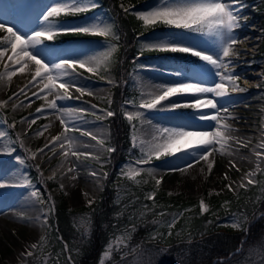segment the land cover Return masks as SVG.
Instances as JSON below:
<instances>
[{
    "label": "rangeland",
    "instance_id": "374dc122",
    "mask_svg": "<svg viewBox=\"0 0 264 264\" xmlns=\"http://www.w3.org/2000/svg\"><path fill=\"white\" fill-rule=\"evenodd\" d=\"M55 2L56 0H0V22L19 29L21 33L31 34L32 30L40 29V21L43 13ZM160 2L161 0H158V2L150 3L147 6H138L139 9L135 12L150 10L158 6ZM94 3L96 7L99 5L97 0H94ZM242 4V8L246 7L248 5L247 0H242ZM122 6L124 7L125 5ZM95 8L83 12L81 16L78 14H61L55 20L65 28L78 27L94 21H100L112 27V16L103 9ZM244 13V9H239L238 19L241 22V19L247 18L249 24L247 26H240L235 33L238 37H242V42L240 46L233 47V50L238 55L231 56L234 60L231 62L228 70L231 69L233 71L228 72L239 76L240 79L236 83L242 88L241 83L243 81V83L248 85L247 90L245 89L240 94L239 92H232L231 88H229L228 95L218 97L217 100L219 101V106L222 108V115L224 114L223 108H227L231 117H235V119L229 118L223 121L224 123L230 124L234 129L231 135L238 139L249 141L248 147L240 148L235 140L229 141V150L232 151V155H221L217 152L213 157L214 166L211 173L208 172L207 166L203 161L194 164L192 168L187 169L183 173L180 171H168L173 165L182 166L185 163V161L176 159L175 157H164L161 158V162L156 163L136 164V161L142 156L141 145L146 148L152 142L153 136L159 134L158 129L183 125L191 119L193 112L197 111L183 108L166 113L155 110L145 111L138 107L142 95L144 98H147L146 94L148 92L156 91L157 86L161 85L170 86L180 82L204 80L205 74L200 72V70H194L196 66L204 70V62L193 63V65L188 66L184 62L176 63L172 59L169 61L163 57H156L154 59L149 57L148 60L140 58L138 64L129 73L131 86L135 87L138 91V98H131V100L121 105L125 119H127L125 113H134L136 111L145 112V116L142 120L133 119L130 122L133 127L130 141H132L133 145V137L136 138L135 143L137 146L135 148L138 151V156L135 159H129L121 169L120 174L129 178L125 173H131L132 169L138 168L145 170L134 177L136 182L141 184L139 193L142 195V200L146 198V194L149 192L154 191L155 195L156 193H163L165 196L190 201V204L193 203V205L189 206L185 212H189L197 207L199 214H201L199 202L203 200L208 207V211L206 212L212 211L216 215L215 217H218L216 225L222 230H238L242 227L241 223L244 222L243 219L245 217L238 210H231L230 198L236 196L243 190L240 187L241 182L247 185V181L242 180L244 174L256 168V157L253 155L252 149L264 139V136H262V133H264V88H261L262 86L260 85L261 78L255 80L253 78L254 74H258L255 73L257 72L256 70H260L264 65V59L258 56L260 54H256L255 50L262 37L258 35V42L256 44L244 45L245 38L248 36L252 38V42L256 40L254 33L256 20L254 17H251V14L244 15ZM142 30L144 31L143 44L145 42H155L160 39H170V34L167 30L159 29L157 31L156 28L146 27H143ZM78 34L84 35L82 33ZM5 35L6 33L0 32V38H3ZM85 35L87 37L76 36L69 42L56 38L52 41H45L44 43L48 45V48L42 55L49 57V59L52 57L83 58L87 56H100L101 53L106 52L109 46H111L103 45L101 41H94L89 38L96 35ZM194 43L202 49H207L209 52L216 50L215 41L212 38H203V40ZM10 54L11 50L9 48L5 57L0 60V73H4L5 64L10 63L7 61V56ZM114 54L113 51L107 62L100 65L98 74H92L80 68L77 69V72L81 75L76 82L86 89H90L93 93L92 95H88L87 93L81 95L73 87L70 89V99L56 101L61 108L78 110L76 112V117L78 118L65 117L70 120V126H75V130L69 132L68 135L75 139L78 151L91 153L99 157L98 160L93 159L92 156L88 158L80 157L79 159L74 156H69L68 160H64L58 145L56 146L55 154L50 149H45L44 154L38 153L35 159H31V152H36L37 149L43 148L45 143L51 139V135H58L64 130L60 121L56 119L55 111L46 108L47 101L53 99V97L47 93L42 94L40 98L32 96L33 92H38L43 87L41 83H37L35 87L29 85L26 89L27 95L20 94L13 96V93H18L31 80L35 71V66L31 62L24 67L22 72L17 71L10 81L7 76L0 79V182H13L19 177H26L30 181L27 187L8 186L0 188V264H63L59 256L54 254V251H49L48 253L43 252L45 243L41 245V237H44L45 240L47 226V223H43V213L49 212L48 207L52 206L54 200L56 201L55 203L63 201L67 209L78 211L75 218L77 225L78 227L86 228L87 215L84 210L86 211L87 209L83 208H89L90 205L97 202L106 177L104 175V163L108 156L106 149L110 145L107 142L109 128L106 123V118L108 116L104 115V112L109 110L108 104L111 100V90L115 84V76L113 75ZM248 56L250 58L243 61V58ZM52 62H58V59ZM249 63L252 65H249ZM248 66H252V68ZM16 67L18 66H13V70ZM177 70L182 72L183 75L176 76L170 74ZM109 81L113 83H109ZM10 96H13L12 100L8 99ZM208 98H211V94H208ZM181 100L182 97L173 96L169 101H164L162 104L168 105L170 102H180ZM5 101L7 103H4ZM21 102H23V106L13 108V104L20 105ZM183 102H192V97L188 96ZM93 105H95V108L92 107ZM42 107L45 109L44 114H37L36 109ZM85 109L87 111H82ZM100 110H104V112ZM199 111L212 112L210 109H200ZM98 115L103 116V118L97 119L96 117ZM25 117L29 120L36 118V123L32 124L31 128H29L27 123H20ZM14 123L17 126V132L11 131ZM43 125H49L48 131H45L42 136H37L35 133ZM197 127L207 128L208 123L198 124ZM85 131L95 135L97 139L93 140L92 135H83L82 133ZM98 140H102L103 145L98 144ZM21 141L23 142V146H21ZM237 148H239V151H236ZM10 149L15 150L9 151ZM26 149L27 151H25ZM11 152L13 155L10 157ZM20 159L24 160L23 164L19 162ZM154 159L151 161H154ZM229 160L236 163L239 171L229 166ZM37 164L40 165L39 170L36 168ZM73 165L76 167V172L68 173L67 169ZM33 167L36 168L38 173L34 179L29 175V171ZM147 168L156 169L155 178L148 175ZM90 172H96L98 176H91L89 175ZM225 172L227 173L228 179H224ZM53 173H55V177L49 180L52 181L54 186L49 193L47 192L48 196L45 197L47 202L41 204L38 199L31 196V192L37 190L40 193V198L45 199L43 197L47 190L44 191L41 189V183L43 184L41 179H48ZM257 174L258 172H256L254 179L260 187H263L264 179L258 178ZM72 175L76 176L75 180L70 179ZM155 179L161 180L159 186L155 184ZM61 184L64 186L63 189H61ZM228 184L232 185L233 191H229L225 187ZM249 186L247 185V187ZM144 187L146 189L142 190ZM128 188L129 185L120 181L116 195L118 199L124 197L123 194L127 192ZM49 195H51L50 201L48 200ZM134 198L138 200L140 195H136ZM22 199L28 200L30 206L34 207L33 210L21 211L20 209H22L23 203L20 202ZM13 207H17L18 209L16 210ZM145 210L146 207H139L137 208V213L142 214ZM9 213L12 215H9ZM37 217H40V219L37 220ZM236 222H239V228H233L231 226ZM30 227L32 230H30ZM129 232L130 229L124 227L122 232L116 234L111 239L103 251L100 260L101 263L105 259H108L114 247L121 248L127 245ZM160 234V227L151 230L149 232L150 240L157 239L161 242ZM34 243L38 244L39 247L30 249V246ZM110 244L112 247L108 249ZM152 244L155 245V243ZM259 246L260 244L256 248L250 249L238 261L228 260L226 264L264 263V245ZM106 249L109 250L108 256H104ZM26 250L33 252V259L30 260V257L24 259L22 257L21 254L25 253ZM140 257V254L138 252L135 253L133 249L127 252V256L120 257L121 264H139L141 262L139 261Z\"/></svg>",
    "mask_w": 264,
    "mask_h": 264
},
{
    "label": "snow or ice",
    "instance_id": "6c2138e0",
    "mask_svg": "<svg viewBox=\"0 0 264 264\" xmlns=\"http://www.w3.org/2000/svg\"><path fill=\"white\" fill-rule=\"evenodd\" d=\"M95 7L94 0H56L43 13L40 21V29L32 30L31 34L21 33L19 29L0 22V32L6 33L3 38H0V60L5 57L9 48L11 50V54L7 56V61L10 63L5 64V72L0 73V79L7 76L10 81L16 72H22L29 62L34 64L35 71L31 80L18 93H13V96L20 94L27 95L26 89L29 85L35 87L37 83H41L43 87L38 92H33L32 96L40 98L44 93L52 95L53 99L47 101L46 108L55 111L56 119L60 121L64 129L60 134L51 136V139L45 143L43 148L37 149L36 152H31V159H35L38 153L44 154L45 149H50L55 154L57 145L61 149V155L64 160H68L69 156H74L77 159L92 156L93 159H99V157L91 153L78 151L75 139L68 135L69 132L75 130V126H70V120L65 117L78 118L76 117L78 110L61 108L56 101L70 99V89L73 87L81 95L85 93L92 95L93 93L90 89H86L76 82L81 75L77 72V69L80 68L89 73L98 74L100 65L106 63L111 53L115 50L114 46H109L108 50L101 53L100 56H87L83 58L52 57L49 59V57L42 55L48 48V45H45L44 42L54 40L60 33H82L105 37L111 35L113 38L118 39L112 32L111 26L103 24L100 21H94L78 27L65 28L55 20L61 14L76 15ZM242 7V0H230V2L229 0H161L158 6L147 11L135 13L137 19L142 21L146 28L163 25L168 28L183 30L185 33L196 34L198 37L212 38L215 41L216 47L215 51L209 52L207 49L186 44L183 40H178L174 36L171 39H160L155 42H145L142 44V50L185 53L190 54L192 57H198L199 61L204 62L205 79L202 81L180 82L170 86H157L156 91H150L146 94L147 98H144L142 95L138 107L145 111H172L182 108L197 111H194L191 119L183 125L158 129L159 134L153 136L152 142L146 148L141 145L142 156L136 161L137 165L148 164L153 158L160 160L164 157H175L176 159L185 161V163L182 166L173 165L168 171H180L183 173L187 169L192 168L194 164L203 161L207 166L208 172L211 173L214 166L213 157L217 152L221 155H232V151L229 150V141L235 140L240 148L248 147L249 141L238 139L231 135L234 129L230 124L224 123L223 121L229 118L235 119V117H231L227 108H223L224 114L222 115V108L219 106V101L217 100L218 97L227 96L229 88H231L232 92L245 91V89L240 88L236 83L240 79L239 76L232 72L224 71L231 63L230 60L226 62V58L238 55L233 50V45L239 42V38L234 30L241 26L238 22V12ZM124 11L127 13L129 9L125 8ZM57 59L58 62H52ZM13 66L18 67L13 70ZM170 74L176 76L183 75L179 70ZM216 78H219L218 81ZM109 83L113 82L109 81ZM208 94H211V98H208ZM13 96H10L8 99L12 100ZM173 96H180L182 100L180 102H170L168 105L162 104L164 101H169ZM188 96L192 97V102H183ZM4 103H7V101ZM18 106H23V102L20 105L13 104V108ZM92 107L95 108V105ZM200 109H210L212 112L199 111ZM44 111L45 109L43 107L36 109L37 114L43 115ZM100 111L104 112V110ZM104 115L111 117L114 113L108 110L104 112ZM125 115L127 120L131 122L133 119L142 120L145 112L136 111L134 113H125ZM96 118L102 119L103 116L98 115ZM20 123H27L29 128H31L32 124L36 123V118L29 120L25 117ZM201 123H208V127H197ZM48 128L49 125H43L35 134L42 136L45 131H48ZM82 134L92 135L86 131ZM262 136H264V133H262ZM92 139L96 140L97 137L92 135ZM135 139L133 137V147L137 146ZM97 143L103 145L102 140H98ZM21 146H23L22 141ZM14 150L10 149L9 151ZM106 151L111 153L114 149L108 147ZM236 151H239V148ZM252 152L256 157V168L244 174L242 180H246L247 185L257 183L254 177L256 172L261 171V165L264 164V139L252 149ZM19 162L23 164L24 160L20 159ZM228 164L231 168H236L239 171L236 163L232 160H229ZM36 168L39 170L40 165L37 164ZM141 171L145 170L134 168L131 173L125 174L131 179L138 176ZM146 171L148 175L155 178L156 169L147 168ZM67 172L75 173L76 167L74 165L69 167ZM89 175L98 176V173L90 172ZM104 175L106 176L107 174L105 173ZM54 177L55 173L48 177V179H53ZM70 179L75 180L76 176L72 175ZM224 179H228L226 172L224 173ZM29 183L30 181L26 177H19L13 182H0V188L8 186L27 187ZM155 184L159 186L161 180L155 179ZM247 185L241 182L240 187L245 188ZM63 187V184H61V189ZM225 187L229 191H233L231 184L225 185ZM31 196L38 199L41 204L46 203L40 198V193L37 190H33ZM154 196V191L149 192L146 194V199L152 200ZM48 200H51V195H49ZM199 209L201 214L208 211V207L203 200L199 202ZM47 215L48 212L43 213L44 224L47 223ZM36 219L39 220L40 217ZM175 219L174 217L173 221L168 224L169 229L173 227ZM231 226L233 228H239L240 224L236 222ZM169 234L171 233L169 232ZM43 240L44 237H41V244ZM38 247L39 245L34 243L30 246V249H36ZM111 247L110 244L108 249H111ZM65 249H67L66 245ZM108 249H106L104 256L109 255ZM240 250L242 249H238V251ZM21 255L24 259H27V257L33 255V252L26 250ZM125 256H127V253H125Z\"/></svg>",
    "mask_w": 264,
    "mask_h": 264
},
{
    "label": "trees",
    "instance_id": "16d2710c",
    "mask_svg": "<svg viewBox=\"0 0 264 264\" xmlns=\"http://www.w3.org/2000/svg\"><path fill=\"white\" fill-rule=\"evenodd\" d=\"M144 1L146 0H98L99 6L112 16V32L118 37L116 39L110 35L108 39L102 40L96 36L94 40L115 47L113 72L117 84L112 90L109 106L114 115L107 118L109 142L114 151L109 153L105 163L107 176L100 198L86 212L87 232L84 233L77 225L75 218L78 212L67 209L64 202L59 201L54 207L55 212L50 210L47 216L44 252L54 251L63 264H71L67 254L73 264H98L109 240L129 226L131 234L127 248L113 249L110 258L103 264H116L120 254L131 248H135L140 254L139 264H226L228 260L238 261L250 249L259 244V247L264 245V187L259 189L254 185L243 188L230 198L231 210H238L245 218L240 229L222 230L216 225L218 220L212 211L199 214L195 207L185 212L193 203L165 196L163 193H157L153 200H142L139 193L141 184L119 174L126 158L137 153L129 141L130 124L122 116L121 104L132 95H137L136 90L130 86L128 74L137 64L138 54L147 53L141 47L143 39L136 37L141 31V21L133 10L126 13L121 4L136 9ZM251 2L257 3L254 14L259 25L263 27L259 47L264 57V0ZM68 36L70 37H64ZM262 168L258 176L264 179V165ZM31 175L34 178V171H31ZM119 180L129 185L122 200L116 196ZM52 186L53 183L47 181L46 187L50 189ZM145 189L144 187L142 190ZM136 195H140V198L135 201L132 198ZM129 199H132V203L124 205ZM139 207H146L148 210L145 214L137 215ZM174 217L177 220L175 219L173 227L169 229L168 224ZM156 227L161 229L163 246H154L148 241V233Z\"/></svg>",
    "mask_w": 264,
    "mask_h": 264
},
{
    "label": "bare ground",
    "instance_id": "6f19581e",
    "mask_svg": "<svg viewBox=\"0 0 264 264\" xmlns=\"http://www.w3.org/2000/svg\"><path fill=\"white\" fill-rule=\"evenodd\" d=\"M237 29H238V28H237ZM237 29L234 30L235 33L237 32ZM249 78H251V77H249ZM253 78H254V80H255V79H258V78H259V75H258V74H254V75H253ZM239 93L241 94L242 92H239ZM239 93H238V94H239ZM263 124H264V119H263ZM262 127H263V126H262ZM51 136H52V135H51ZM51 136H50V137H51ZM20 203H23V204H22V209H20L21 211H24V210H27V211H28V210H33V208H34V207L30 206L29 201L26 200V199H22ZM13 208H15L16 210L18 209L17 207H13ZM13 208H12V209H13ZM13 210H14V209H13ZM9 215H12V214L9 213ZM18 222H19V221H18ZM30 230H32L31 227H30Z\"/></svg>",
    "mask_w": 264,
    "mask_h": 264
}]
</instances>
